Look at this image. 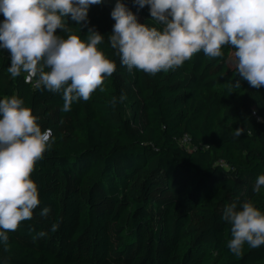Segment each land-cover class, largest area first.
<instances>
[{"label":"trees","instance_id":"1","mask_svg":"<svg viewBox=\"0 0 264 264\" xmlns=\"http://www.w3.org/2000/svg\"><path fill=\"white\" fill-rule=\"evenodd\" d=\"M124 2L139 22L159 27L148 6ZM114 5L91 6L81 31L68 20L82 39L90 27L105 36L99 48L117 65L103 92L68 112L62 93L38 90L24 74L11 78L0 51V99L18 95L53 133L32 173L40 205L0 244V264H264V246L230 252L223 219L232 203L264 211V187L253 191L264 174V87L236 74L230 48L154 76L129 73L108 41Z\"/></svg>","mask_w":264,"mask_h":264},{"label":"clouds","instance_id":"2","mask_svg":"<svg viewBox=\"0 0 264 264\" xmlns=\"http://www.w3.org/2000/svg\"><path fill=\"white\" fill-rule=\"evenodd\" d=\"M105 0H0V51L10 58L11 78L24 74L26 83L38 90L62 93L63 111L73 102H87L117 70L116 62L99 48L103 36L88 28L86 38L73 32L75 21L81 31L88 23L89 8ZM149 7L157 26L141 23L124 0H115L110 13L115 21L108 35L120 64L129 73L148 75L183 67L201 51L221 58L232 49L236 74L255 89L264 87V0H133ZM60 30L66 35H58ZM234 87L239 88L237 80ZM126 95L113 96V105ZM243 128L234 135L241 136ZM53 143L52 130H42L39 117L18 95L0 99V244L7 245L9 233L31 220L40 205L39 189L32 179L36 164ZM264 187V174L257 177L253 191ZM50 208L41 211L47 217ZM230 226V252L239 257L244 246H264V211L251 201L224 209ZM54 223L51 231L58 230ZM45 232L37 233L44 237ZM6 250V248H5Z\"/></svg>","mask_w":264,"mask_h":264},{"label":"built area","instance_id":"3","mask_svg":"<svg viewBox=\"0 0 264 264\" xmlns=\"http://www.w3.org/2000/svg\"><path fill=\"white\" fill-rule=\"evenodd\" d=\"M8 60H10L9 55H7ZM33 85L35 86V82H33Z\"/></svg>","mask_w":264,"mask_h":264}]
</instances>
